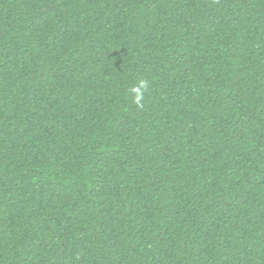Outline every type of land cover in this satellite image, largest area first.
<instances>
[{
  "label": "trees",
  "instance_id": "trees-1",
  "mask_svg": "<svg viewBox=\"0 0 264 264\" xmlns=\"http://www.w3.org/2000/svg\"><path fill=\"white\" fill-rule=\"evenodd\" d=\"M0 264H264V0H0Z\"/></svg>",
  "mask_w": 264,
  "mask_h": 264
},
{
  "label": "clouds",
  "instance_id": "clouds-1",
  "mask_svg": "<svg viewBox=\"0 0 264 264\" xmlns=\"http://www.w3.org/2000/svg\"><path fill=\"white\" fill-rule=\"evenodd\" d=\"M148 86V81L146 80H139L137 84L133 85L129 91L132 94V102L137 106V107H142L143 106V101H144V91L147 89Z\"/></svg>",
  "mask_w": 264,
  "mask_h": 264
}]
</instances>
